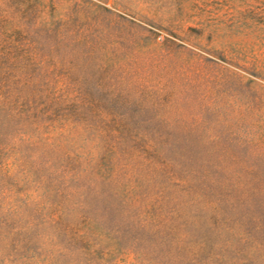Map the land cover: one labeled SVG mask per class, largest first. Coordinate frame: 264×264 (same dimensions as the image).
Returning a JSON list of instances; mask_svg holds the SVG:
<instances>
[{
  "label": "rangeland",
  "instance_id": "374dc122",
  "mask_svg": "<svg viewBox=\"0 0 264 264\" xmlns=\"http://www.w3.org/2000/svg\"><path fill=\"white\" fill-rule=\"evenodd\" d=\"M0 264H264V0H0Z\"/></svg>",
  "mask_w": 264,
  "mask_h": 264
}]
</instances>
